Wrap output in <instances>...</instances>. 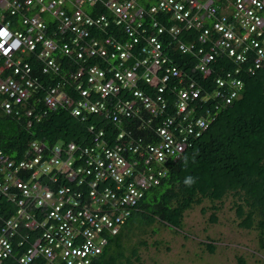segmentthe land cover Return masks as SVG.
<instances>
[{
	"label": "built area",
	"instance_id": "2783aa9c",
	"mask_svg": "<svg viewBox=\"0 0 264 264\" xmlns=\"http://www.w3.org/2000/svg\"><path fill=\"white\" fill-rule=\"evenodd\" d=\"M262 68L264 0H0V111L91 118L0 148V264H92Z\"/></svg>",
	"mask_w": 264,
	"mask_h": 264
},
{
	"label": "trees",
	"instance_id": "16d2710c",
	"mask_svg": "<svg viewBox=\"0 0 264 264\" xmlns=\"http://www.w3.org/2000/svg\"><path fill=\"white\" fill-rule=\"evenodd\" d=\"M188 58L175 57L185 70ZM244 83L242 96L223 107L209 129L169 164L161 184L146 191L138 209L92 264H134L132 259H139L137 249L128 256L125 248L131 234L125 230L135 217L142 228L158 221L179 232L186 212L206 201L210 206H203L202 211L211 210L210 221L216 222L217 211L231 199L238 226L257 231L259 246L264 249V68ZM90 120L83 122L68 109L58 108L29 126L27 118L0 111V148L20 158L35 140L50 147L62 142L86 144L91 138ZM102 127L113 128L111 124ZM188 177L195 180L191 186L185 184ZM207 246L214 251L212 242ZM240 264L245 261L240 259Z\"/></svg>",
	"mask_w": 264,
	"mask_h": 264
},
{
	"label": "rangeland",
	"instance_id": "374dc122",
	"mask_svg": "<svg viewBox=\"0 0 264 264\" xmlns=\"http://www.w3.org/2000/svg\"><path fill=\"white\" fill-rule=\"evenodd\" d=\"M203 206H210L209 201L186 212L179 232L158 221L142 228L135 217L125 230L131 233L125 240L127 255L137 249L134 264H240V259L264 264L257 231L238 226L231 199L217 211L216 222L210 221L211 210L203 213ZM210 242L214 251L207 246Z\"/></svg>",
	"mask_w": 264,
	"mask_h": 264
},
{
	"label": "clouds",
	"instance_id": "9594fccd",
	"mask_svg": "<svg viewBox=\"0 0 264 264\" xmlns=\"http://www.w3.org/2000/svg\"><path fill=\"white\" fill-rule=\"evenodd\" d=\"M193 183H195V180H194L192 177H188V178H186V180H185V184H186L187 186H191Z\"/></svg>",
	"mask_w": 264,
	"mask_h": 264
}]
</instances>
